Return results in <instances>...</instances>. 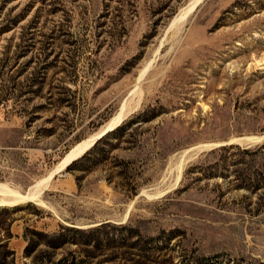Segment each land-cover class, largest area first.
<instances>
[{
    "label": "rangeland",
    "instance_id": "1",
    "mask_svg": "<svg viewBox=\"0 0 264 264\" xmlns=\"http://www.w3.org/2000/svg\"><path fill=\"white\" fill-rule=\"evenodd\" d=\"M188 1L0 0V183L26 192L142 92L44 206L0 207V264H264V189L240 181L264 163V0H204L178 39ZM37 71V94L1 100Z\"/></svg>",
    "mask_w": 264,
    "mask_h": 264
},
{
    "label": "bare ground",
    "instance_id": "2",
    "mask_svg": "<svg viewBox=\"0 0 264 264\" xmlns=\"http://www.w3.org/2000/svg\"><path fill=\"white\" fill-rule=\"evenodd\" d=\"M204 0H189L184 6H182L179 11L173 16L169 26L168 30L176 29L175 34L181 35V33L184 32L186 29L188 23L191 22L190 16L193 14V12L197 9V7L203 2ZM172 31V30H171ZM176 36V35H175ZM151 63H149L144 70H142L138 84L140 83L141 79L143 78L144 74H146L147 69L150 67ZM150 69V68H149ZM148 69V70H149ZM133 94H137L138 99L137 101L133 102L135 105H138L141 99L142 92L139 89V85H136V88L133 90ZM132 104V103H131ZM130 103L127 104L125 102L120 111L108 122V124L99 132L92 135L91 137L75 144L70 150L63 156L61 161L56 165L55 168H53L45 177L40 178L35 183H33L26 192L22 193L20 191L14 190V188H10V186L0 183V207H15L19 204L25 203V202H35L37 204L44 206V201L42 200V193L44 190L48 187L51 179L59 172H62L66 169V167L76 158H78L81 154H83L85 151L90 149L95 141L102 137L105 133L112 130L114 127L119 125L123 119L124 116H126L130 111H132L133 106ZM260 138L255 136H246L241 138H234L233 140H230V143H241L246 144L247 146H250L255 141H258ZM198 146V145H197ZM211 145H203L195 149L194 151L190 152H183V156L178 159L177 163L172 165L175 170V177H173L172 182L167 185L162 190L158 191L156 193V196H161L166 190L169 191L172 187H174L178 181L181 178V175L183 173L184 166L189 161L188 159L193 158V156H196L198 152L204 149H209ZM188 153V154H186ZM186 154V156L184 155ZM169 189V190H168ZM51 209V208H50Z\"/></svg>",
    "mask_w": 264,
    "mask_h": 264
},
{
    "label": "trees",
    "instance_id": "3",
    "mask_svg": "<svg viewBox=\"0 0 264 264\" xmlns=\"http://www.w3.org/2000/svg\"><path fill=\"white\" fill-rule=\"evenodd\" d=\"M0 33H2V30H0ZM26 53H23L21 56L18 57H23L25 56ZM48 58V54H45V59ZM31 62V59H29V61H27V63ZM47 68V64L43 65L41 67V69H46ZM40 72H33L32 75L30 77H26L24 82L21 81H17L16 79L18 78V76H20L22 74V71H18L16 75L18 76H11L9 79H6L5 82H10L11 87L13 88L11 93H6L5 96L1 97V100L3 101H8L10 99L12 100H16V101H20L21 98L27 94V93H32V94H37L42 88H43V81L44 78L42 77V75H38ZM1 80V79H0ZM29 100V99H26ZM57 100L62 101L64 100L63 98H58ZM33 111H31L32 113ZM135 118V117H134ZM34 117H30V121H34L33 120ZM134 119L132 118L129 121H125L124 123H122L121 125H119L117 128L113 129L112 131H108L107 133H105L102 137H100L97 141H95V143L93 144V146L88 149V151L85 152V154L79 158H76L75 160H73L67 167L66 169H70L73 165H76L79 161H83L85 160L87 157H90V155H92L93 153H96L97 149L99 148L100 144L103 141H107L108 139L111 138V136L118 131H124L126 129H128L130 127V125L133 123ZM237 148L239 149L238 146H226L223 147L222 149L227 150V149H234ZM264 148V145L261 146L260 148H258L256 151L254 152H259ZM243 154L248 153V149H243L242 151ZM262 169L261 170H256L252 173H249L247 175H244V177H242L243 179H241V184L248 188L253 190L254 192H257L259 190L264 189V163L262 164ZM133 193L136 192V188L133 189L132 191ZM99 228H95V229H91L89 231H84L81 229H78L76 231L84 233L86 235H88L89 237L92 236V238H94L93 236L95 235L94 233L98 231ZM36 235H42V236H48L45 233L42 232H38L35 231ZM57 235H53L50 236V238L52 239L51 242L48 243V245L55 247L57 246V242L56 240ZM61 262V261H60Z\"/></svg>",
    "mask_w": 264,
    "mask_h": 264
},
{
    "label": "water",
    "instance_id": "4",
    "mask_svg": "<svg viewBox=\"0 0 264 264\" xmlns=\"http://www.w3.org/2000/svg\"><path fill=\"white\" fill-rule=\"evenodd\" d=\"M227 144L231 145V144H233V143H222L221 146H222V145H227ZM217 146H218V145H217Z\"/></svg>",
    "mask_w": 264,
    "mask_h": 264
}]
</instances>
